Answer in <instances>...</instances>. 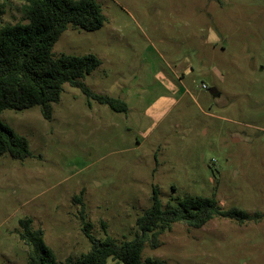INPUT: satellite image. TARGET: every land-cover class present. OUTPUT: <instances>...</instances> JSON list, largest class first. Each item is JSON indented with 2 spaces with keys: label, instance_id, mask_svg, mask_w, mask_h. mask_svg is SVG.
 Masks as SVG:
<instances>
[{
  "label": "rangeland",
  "instance_id": "1",
  "mask_svg": "<svg viewBox=\"0 0 264 264\" xmlns=\"http://www.w3.org/2000/svg\"><path fill=\"white\" fill-rule=\"evenodd\" d=\"M96 2L103 27L68 25L52 57L94 55L100 65L78 81L126 111L89 107L79 88L64 84L49 121L38 106L1 112L31 157L0 156V264H26L23 218L43 232L58 264L90 249L81 210L97 240L102 225L116 241L132 240L154 187L163 208L214 196L222 210L262 218L173 223L156 248L143 245L142 259L264 264V0ZM25 5L0 0V26L25 21Z\"/></svg>",
  "mask_w": 264,
  "mask_h": 264
},
{
  "label": "trees",
  "instance_id": "2",
  "mask_svg": "<svg viewBox=\"0 0 264 264\" xmlns=\"http://www.w3.org/2000/svg\"><path fill=\"white\" fill-rule=\"evenodd\" d=\"M24 14L25 21L0 26V114L3 110L21 111L38 106L42 118L49 121L51 104L59 101L64 84L79 88L89 107L93 101L113 111H126L120 100L96 95L78 81L100 65L94 55L52 57V48L68 25L87 32L103 27L106 17L96 0H26ZM4 155L22 162L31 157V151L26 138L0 121V156ZM77 200L80 202L79 197ZM79 214L82 232L91 246L74 262L67 259L65 264H106L109 258L114 264H167L161 259H142L141 252L145 243L156 248L158 236L173 223L201 228L214 218L239 224L262 218L258 212L222 210L214 196H186L163 208L156 187L150 207L136 219L138 233L132 240L116 241L107 235L105 225L104 239L97 240L83 210ZM18 225V238L28 249L26 264H58L53 251L44 243L43 232L31 227V219H20Z\"/></svg>",
  "mask_w": 264,
  "mask_h": 264
},
{
  "label": "water",
  "instance_id": "3",
  "mask_svg": "<svg viewBox=\"0 0 264 264\" xmlns=\"http://www.w3.org/2000/svg\"><path fill=\"white\" fill-rule=\"evenodd\" d=\"M209 93L212 97H218L219 96V94L215 88L209 89Z\"/></svg>",
  "mask_w": 264,
  "mask_h": 264
},
{
  "label": "flooded vegetation",
  "instance_id": "4",
  "mask_svg": "<svg viewBox=\"0 0 264 264\" xmlns=\"http://www.w3.org/2000/svg\"><path fill=\"white\" fill-rule=\"evenodd\" d=\"M209 2H213V4L217 5L218 7H221V5L224 3L223 0H208Z\"/></svg>",
  "mask_w": 264,
  "mask_h": 264
}]
</instances>
